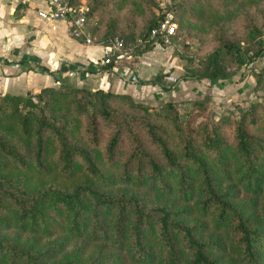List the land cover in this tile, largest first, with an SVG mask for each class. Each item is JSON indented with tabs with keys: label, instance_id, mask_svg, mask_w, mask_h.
Wrapping results in <instances>:
<instances>
[{
	"label": "trees",
	"instance_id": "trees-1",
	"mask_svg": "<svg viewBox=\"0 0 264 264\" xmlns=\"http://www.w3.org/2000/svg\"><path fill=\"white\" fill-rule=\"evenodd\" d=\"M163 19V14L158 15L144 26L134 52L162 40L159 24ZM153 27L156 31L151 34ZM114 38L126 50L127 42L112 35L109 28L103 36L90 33L91 43ZM220 46L223 49L208 52L200 60L202 69L190 76L211 81L228 77L222 58L234 54L240 62L235 52L238 46L228 40H221ZM263 48L264 43L258 45L252 57ZM114 56L98 68H110ZM37 90L55 91L52 84ZM84 94L92 97L104 117L111 111L109 96L129 98L103 87L84 90ZM0 95V264H264V135L251 128L256 117L247 110L233 121L231 144L213 121L209 129H203L199 147L193 141L199 124L184 126L175 119V127L184 133L177 150L164 137L165 128L146 119L148 112L142 106L146 112L138 120L161 159L134 137L137 143L119 174L106 172L97 165L98 152L91 154L68 141L58 129L54 165L74 169L79 162L73 155H78L85 177L68 186L55 181L33 186L34 169L52 172L42 133L54 124L43 112H20L17 103L22 94ZM24 98L27 104H35L29 95ZM9 102L13 103L10 110ZM80 107L88 111L87 106ZM173 112L175 118L177 112ZM261 120L264 123V112ZM18 130L25 137L33 135L31 156L15 142ZM86 130L96 144L98 130L92 113ZM118 137L115 130L105 143V156L111 161ZM133 161L134 172L130 169Z\"/></svg>",
	"mask_w": 264,
	"mask_h": 264
},
{
	"label": "rangeland",
	"instance_id": "rangeland-1",
	"mask_svg": "<svg viewBox=\"0 0 264 264\" xmlns=\"http://www.w3.org/2000/svg\"><path fill=\"white\" fill-rule=\"evenodd\" d=\"M40 1L42 0H33ZM75 2L83 6L89 33H94L96 37L103 36L105 30L109 28L112 35L122 37L127 42L126 50L119 48L122 56L113 57V63L128 65L129 70L125 76L132 80L131 72L135 75V71L131 70L136 67L135 62L141 57L150 62L152 69L149 73L145 71L141 73V76L148 74V78L137 77V81L157 82L153 84L159 87L154 88L162 94L151 99L149 93L152 89L141 94L138 86L133 94L129 91L110 90L113 93L124 92L129 98L109 96L107 102L111 111L104 117L92 102V97H86L84 94V90L99 87L97 81L94 83L88 79L77 81L73 74H64L63 80H56L52 84L55 90L53 93L43 90H36L38 93H22L17 103L20 112L29 109L36 113L43 112L54 124L52 129H44L42 133L46 161L52 172L44 174L34 169L31 172L33 186L39 182L50 181H55L56 185L68 186L71 182L85 177L84 163L78 155H73L74 161L78 159L79 162L74 169L64 170L60 169V164L54 165V158L58 152L56 133L58 129L65 134L68 141L87 148L91 154L98 152L97 165L106 172L114 174L121 172L122 162L137 143L135 139L133 140L134 137L140 140L142 143L140 145L146 151L161 159L157 148L149 141L145 127L140 119L138 120L146 112L142 111V106L148 112L146 119L163 126L164 137L177 150L181 146L184 133L175 127V119H179L184 126L199 124L193 138L199 147L202 146L203 129H209L213 121L217 123V130L225 140L229 144L233 143V121L239 117L242 110H247L256 117V122L251 124V128L264 135V123L261 120L264 112V48L258 55L252 57L258 45L264 43V0H75ZM161 14L174 22V33L166 41H159L161 45L153 44L142 51L134 52V42L144 30V26ZM221 40H228L238 46L235 52L240 62L235 59L234 54L232 56L224 54L222 58L229 76L212 81L190 76V73L202 69L203 63L200 60L208 52L214 48L223 49L220 46ZM135 78L133 81H136ZM61 92H64L63 97H59ZM27 95L34 105L26 103L24 97ZM51 96H56L55 101ZM80 104L82 107L87 106L88 111L85 109L81 111ZM12 107L13 103L9 102L7 109L10 110ZM173 110L177 112L175 118ZM90 113L97 123L96 144L89 140L86 130ZM63 115L67 117V123L64 124ZM115 130L118 131L119 137L111 161L105 156V143ZM32 141L33 135L25 137L19 130L17 131L15 142L21 146L26 156L32 155ZM134 164L135 161L130 165L132 172ZM12 169L13 172L19 170ZM144 169H147L146 164ZM67 171L71 173L70 176H67Z\"/></svg>",
	"mask_w": 264,
	"mask_h": 264
},
{
	"label": "crops",
	"instance_id": "crops-1",
	"mask_svg": "<svg viewBox=\"0 0 264 264\" xmlns=\"http://www.w3.org/2000/svg\"><path fill=\"white\" fill-rule=\"evenodd\" d=\"M43 7L42 1L0 0V94L34 92L43 85L54 84L55 77L68 71L77 81H97L99 87L108 90L133 94L138 86L141 94L152 89L151 99L162 94L154 88L159 86L137 81V77H149L141 73H149L150 62L140 57L131 70L135 71V75L131 72L132 80L125 76L127 64L114 62L108 69H97L101 44L73 37L64 19L39 16L37 9Z\"/></svg>",
	"mask_w": 264,
	"mask_h": 264
},
{
	"label": "built area",
	"instance_id": "built-area-1",
	"mask_svg": "<svg viewBox=\"0 0 264 264\" xmlns=\"http://www.w3.org/2000/svg\"><path fill=\"white\" fill-rule=\"evenodd\" d=\"M44 7L37 9V14L41 17L53 20L64 19L67 24L69 33L83 42L91 43L90 33L86 28V19L83 6L76 3L75 0H42ZM174 22L164 18L159 24V30H162L163 38L166 41L168 35L174 32ZM156 28H152L150 33L154 34ZM153 44H158L159 41H154ZM102 56L99 58L100 64H105L109 61L110 55L115 52V57L120 58L122 53L119 51L120 41L116 38L111 39L101 44ZM68 71L67 74H71Z\"/></svg>",
	"mask_w": 264,
	"mask_h": 264
}]
</instances>
